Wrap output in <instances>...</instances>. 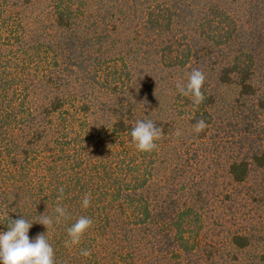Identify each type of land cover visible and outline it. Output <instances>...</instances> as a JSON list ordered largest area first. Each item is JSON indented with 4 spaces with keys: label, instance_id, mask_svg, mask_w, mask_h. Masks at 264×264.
<instances>
[{
    "label": "trees",
    "instance_id": "obj_1",
    "mask_svg": "<svg viewBox=\"0 0 264 264\" xmlns=\"http://www.w3.org/2000/svg\"><path fill=\"white\" fill-rule=\"evenodd\" d=\"M193 69L199 105L176 87ZM138 119L162 129L151 152L131 143ZM218 168L264 170V0H0V223L65 207L55 264H264V245L238 256L259 229L207 239Z\"/></svg>",
    "mask_w": 264,
    "mask_h": 264
},
{
    "label": "clouds",
    "instance_id": "obj_2",
    "mask_svg": "<svg viewBox=\"0 0 264 264\" xmlns=\"http://www.w3.org/2000/svg\"><path fill=\"white\" fill-rule=\"evenodd\" d=\"M205 81V75L199 69H193L187 76L185 84H177V91L185 96L191 97L194 105L203 102L204 96L201 91ZM206 123L200 119L194 125L196 133L206 128ZM162 134V129L156 125L152 119H138L130 130L131 143L141 152H151L156 149L157 141ZM176 135H180L177 131ZM63 188L59 189L58 199L63 198ZM91 194L85 193L81 204L87 208L90 204ZM9 213V212H8ZM8 213L3 217L5 230H0V264H55L54 249L49 243L48 231L55 224L60 223L68 216L65 207L57 205L52 215H37L38 218L29 220L20 216L18 219L9 217ZM6 222V223H5ZM44 226L46 232L35 235L30 238L28 233L33 224ZM92 219L87 216H80L67 228V243L78 245L81 237L92 226ZM87 256V250L81 252Z\"/></svg>",
    "mask_w": 264,
    "mask_h": 264
},
{
    "label": "rangeland",
    "instance_id": "obj_3",
    "mask_svg": "<svg viewBox=\"0 0 264 264\" xmlns=\"http://www.w3.org/2000/svg\"><path fill=\"white\" fill-rule=\"evenodd\" d=\"M210 172L207 183L212 187L214 202L211 207H214V211L204 221L208 231L207 239L217 241L219 244L221 239L224 240L223 235L229 228H248L251 231L259 229L264 235V170H253L247 180L240 184L231 182L225 169L218 168L213 174ZM224 192H229V197L220 202L217 197H223ZM263 245V242H257L239 252L238 256L259 253ZM220 253H222L220 258L226 260L230 258L225 254V250ZM215 259L220 260L219 255Z\"/></svg>",
    "mask_w": 264,
    "mask_h": 264
}]
</instances>
